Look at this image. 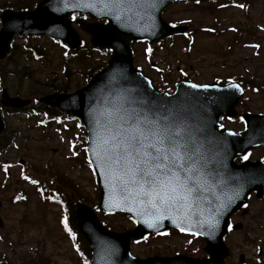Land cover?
I'll use <instances>...</instances> for the list:
<instances>
[{
	"label": "rangeland",
	"instance_id": "1",
	"mask_svg": "<svg viewBox=\"0 0 264 264\" xmlns=\"http://www.w3.org/2000/svg\"><path fill=\"white\" fill-rule=\"evenodd\" d=\"M26 1L33 2L0 0V12L8 7L20 8ZM246 1L248 5L241 0H209L200 5L178 3L167 7L162 19L172 26H187L188 32L154 46L132 44L134 67L156 88L167 92L181 80L203 84L250 78L252 83L245 88L237 111L263 114L264 0ZM74 28L83 44H88V36ZM25 40L14 38L16 49L0 62V95L6 89L12 97L38 100L61 85H67L71 93L86 84V67L104 66L108 58L97 52L69 54L57 42L41 37L29 39L42 49L43 57L34 59L19 52ZM1 119L5 144L0 156V260L9 264H86L73 238L63 229L61 208L41 200L36 190L51 179L72 183L74 191L66 187L71 199L80 196L96 211L105 228L122 232L133 227L124 216H105L97 211L98 189L81 145L83 129L76 121H47L40 115L4 112ZM224 126L234 132L243 127L237 119L226 121ZM253 156H264V149ZM60 185L63 189L65 183ZM246 210V216L235 219L243 229L229 233L225 239L230 253L225 264H239L240 256L243 264H253L258 251L264 253V200L250 199ZM203 247L200 239L170 232L133 244L131 252L142 259L176 254L201 258L205 256Z\"/></svg>",
	"mask_w": 264,
	"mask_h": 264
},
{
	"label": "water",
	"instance_id": "2",
	"mask_svg": "<svg viewBox=\"0 0 264 264\" xmlns=\"http://www.w3.org/2000/svg\"><path fill=\"white\" fill-rule=\"evenodd\" d=\"M176 1L204 0H150L154 8H132L126 10L118 20L112 13H106L101 6L91 8L74 7L77 0H43L32 12H3L0 16V59L8 50V43L14 34L20 36L45 34L60 39L71 49L78 48L80 41L71 29L67 16L73 12L88 14L95 19H106L105 25L77 23L91 37V44L99 48L111 49L110 61L106 69L81 90L71 95L54 94L41 99V102L57 107L68 115L79 118L86 129L87 150L95 170L100 187L99 209L104 213L124 212L137 219L136 228L124 234H114L104 230L92 212L84 207L76 208V217L81 232L91 246V264H222L227 250L222 243L226 232L227 218L246 201L250 191L259 196L264 188V164L248 162L234 165L232 160L243 155L248 149L264 144V116H245L246 131L233 134L217 130L222 116H233V107L241 101L242 90L233 85L220 87L217 84L189 87L181 82L174 94L157 92L150 82L133 70L129 42L147 40L155 43L163 37L181 34L185 28H169L160 19V12L169 3ZM90 2V0H85ZM235 85V84H234ZM131 90V95L154 103L158 110L167 115L171 110V119L190 132L194 140L193 147L198 148L207 161L206 171L208 189L202 192L201 198L188 209L190 218L183 225L165 215L155 228H148L143 221L146 217L133 216L126 208L110 206L105 174L95 167L96 161L90 153L92 141L100 131L98 122L107 120L114 106L123 102ZM3 105L21 107L27 102L19 99H8L3 93ZM163 105V108H159ZM231 133V134H230ZM239 192V195L234 193ZM229 198L231 202L229 203ZM225 205L222 210L217 206ZM214 217L217 221L214 230L207 226L200 227L198 221ZM195 225V226H193ZM177 229L186 233L195 232L207 241L205 250L210 260L188 259L177 256L171 259L151 258L138 260L129 253V244L141 239L145 234ZM183 229V230H182Z\"/></svg>",
	"mask_w": 264,
	"mask_h": 264
},
{
	"label": "snow or ice",
	"instance_id": "3",
	"mask_svg": "<svg viewBox=\"0 0 264 264\" xmlns=\"http://www.w3.org/2000/svg\"><path fill=\"white\" fill-rule=\"evenodd\" d=\"M73 6H101L119 20L121 15L127 14L126 10L154 8L155 4L150 0H77ZM171 116V110L165 115L156 104L137 99L129 90L107 120L98 122L100 131L90 150L96 161L94 166L105 174L110 206L126 208L133 216L146 217L143 223L148 228H155L165 215L171 218L173 214V222L183 225L190 218L188 209L208 189L207 161L199 149L193 147L191 133L176 124ZM241 158L247 159V155ZM224 206L217 207L222 210ZM138 222L132 220L133 224ZM197 223L214 230L217 221L209 217ZM65 231H69L67 224ZM69 236L74 239L71 232Z\"/></svg>",
	"mask_w": 264,
	"mask_h": 264
},
{
	"label": "trees",
	"instance_id": "4",
	"mask_svg": "<svg viewBox=\"0 0 264 264\" xmlns=\"http://www.w3.org/2000/svg\"><path fill=\"white\" fill-rule=\"evenodd\" d=\"M65 90H63L62 92H64ZM71 221H72V223L74 224V219H73V217L71 218Z\"/></svg>",
	"mask_w": 264,
	"mask_h": 264
}]
</instances>
